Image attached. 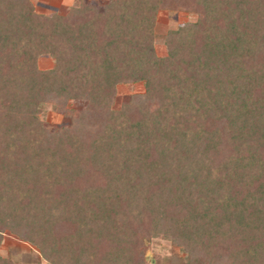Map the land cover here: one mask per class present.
Segmentation results:
<instances>
[{
    "label": "trees",
    "instance_id": "1",
    "mask_svg": "<svg viewBox=\"0 0 264 264\" xmlns=\"http://www.w3.org/2000/svg\"><path fill=\"white\" fill-rule=\"evenodd\" d=\"M162 9L195 20L158 57ZM43 107L68 123L45 125ZM4 232L44 264H142L155 238L181 264H264V0H80L51 16L0 0Z\"/></svg>",
    "mask_w": 264,
    "mask_h": 264
},
{
    "label": "rangeland",
    "instance_id": "2",
    "mask_svg": "<svg viewBox=\"0 0 264 264\" xmlns=\"http://www.w3.org/2000/svg\"><path fill=\"white\" fill-rule=\"evenodd\" d=\"M80 0H30L34 12L41 15L51 16L53 13L64 14ZM99 7L103 6L109 0H86ZM195 20V15L179 11L162 9L155 15L153 26V47L156 56L163 57L165 48L162 46V38L166 31L174 30L178 26ZM40 70L52 68V60L47 56H42L37 62ZM143 86L137 84H120L115 87V93L112 100V108L118 109L125 101L133 95L141 94ZM84 102L69 101L68 108L73 110H83ZM40 119L45 125L56 128L68 123V119L61 114L54 113L50 107H43ZM145 256L142 264H181L183 253L169 242L161 238H155L145 243ZM0 257L7 259L11 264H44L40 259L36 249L26 243L18 241L13 236L4 232L1 236Z\"/></svg>",
    "mask_w": 264,
    "mask_h": 264
}]
</instances>
